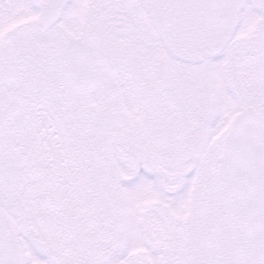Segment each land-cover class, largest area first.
<instances>
[{"label":"snow or ice","instance_id":"6c2138e0","mask_svg":"<svg viewBox=\"0 0 264 264\" xmlns=\"http://www.w3.org/2000/svg\"><path fill=\"white\" fill-rule=\"evenodd\" d=\"M0 264H264V0H0Z\"/></svg>","mask_w":264,"mask_h":264}]
</instances>
